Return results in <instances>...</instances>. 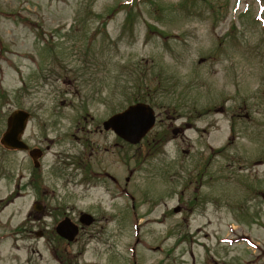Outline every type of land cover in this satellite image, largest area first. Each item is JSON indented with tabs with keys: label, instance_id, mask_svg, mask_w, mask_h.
I'll use <instances>...</instances> for the list:
<instances>
[{
	"label": "rangeland",
	"instance_id": "1",
	"mask_svg": "<svg viewBox=\"0 0 264 264\" xmlns=\"http://www.w3.org/2000/svg\"><path fill=\"white\" fill-rule=\"evenodd\" d=\"M263 20L264 0H0V135L16 108L35 138L50 114L65 129L135 97L157 116L136 145L108 136L104 162L127 191L78 193L104 216L69 250L79 264H264ZM23 154L0 145V165ZM16 183L0 177V198ZM20 190L0 210V264H56L18 231L33 198Z\"/></svg>",
	"mask_w": 264,
	"mask_h": 264
},
{
	"label": "flooded vegetation",
	"instance_id": "2",
	"mask_svg": "<svg viewBox=\"0 0 264 264\" xmlns=\"http://www.w3.org/2000/svg\"><path fill=\"white\" fill-rule=\"evenodd\" d=\"M90 127L85 131V137L88 134H92L94 137L97 136L95 141L87 142L88 151H84L83 155L86 156L85 161L90 162L89 165L82 162V158L76 156V147L74 145L73 137L68 139L60 138L63 135H68V132L63 134L58 133L55 136V139L46 138L39 139L37 141L34 139L33 132L28 133V140H32L33 145L29 144V148L26 150L27 154V163L17 166H26L25 172L23 173L25 185H29L33 188V200L36 202V209L33 207L27 213L29 218L26 226L25 233L28 237L41 236L42 242L47 248L55 251L54 253L57 256L59 255L57 250L66 251L70 247L78 248L83 245H86L90 237L92 236L91 231L92 226L97 223V219L92 220L90 225H83L80 222V216L83 212L93 214L90 206H84L82 203L79 204L80 195L78 192L81 190H89L95 187H105L108 188L107 182L113 179V182H116L117 179L113 178L110 174V166L106 165L104 162V156L109 154L107 143L108 136H110L111 131L103 130L99 123L95 124L93 120L90 121ZM58 139V140H56ZM116 139V138H115ZM118 141H115V143ZM36 144H40L41 151V160L43 159L47 150L51 147L49 144H56L57 150L54 154L53 161L45 164L44 160L40 163L39 167H35L32 163L30 155L33 153L32 148H36ZM122 146V145H121ZM75 157L77 161L75 162ZM87 161V162H88ZM15 167L14 165H11ZM33 166V167H32ZM44 166V167H43ZM45 166H48L45 169ZM74 166V167H72ZM83 166H90L89 174L88 170L83 168ZM45 176L48 172L51 176L60 175L58 179L41 180L42 177L40 174ZM77 171L80 177L77 176ZM11 174L14 176V169H11ZM19 181L21 180V174ZM44 183L45 186L38 188L39 184ZM120 186V184H119ZM125 192V188L120 187V191ZM80 198V200L77 199ZM8 201V200H7ZM30 216L33 220L30 219ZM69 218L74 224L78 227V233L72 241H67L66 239L58 236L55 232L57 223L63 219ZM29 224V225H28ZM57 252V253H56ZM61 260V259H60Z\"/></svg>",
	"mask_w": 264,
	"mask_h": 264
},
{
	"label": "water",
	"instance_id": "3",
	"mask_svg": "<svg viewBox=\"0 0 264 264\" xmlns=\"http://www.w3.org/2000/svg\"><path fill=\"white\" fill-rule=\"evenodd\" d=\"M27 116L28 114L22 110L14 111L9 115L7 129L1 138V142L5 146L24 148L19 137ZM154 118V111L148 104L137 102L109 117L103 125L105 128L113 129L127 141L135 143L153 126ZM57 230L67 238L76 232L73 227L68 225L67 220L60 222Z\"/></svg>",
	"mask_w": 264,
	"mask_h": 264
},
{
	"label": "trees",
	"instance_id": "4",
	"mask_svg": "<svg viewBox=\"0 0 264 264\" xmlns=\"http://www.w3.org/2000/svg\"><path fill=\"white\" fill-rule=\"evenodd\" d=\"M123 5H126V4H123ZM121 6V5H120ZM138 100H141V98H134L132 101H138Z\"/></svg>",
	"mask_w": 264,
	"mask_h": 264
}]
</instances>
